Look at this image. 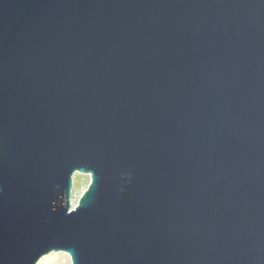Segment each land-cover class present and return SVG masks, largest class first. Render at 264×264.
<instances>
[{"label": "water", "instance_id": "95a60500", "mask_svg": "<svg viewBox=\"0 0 264 264\" xmlns=\"http://www.w3.org/2000/svg\"><path fill=\"white\" fill-rule=\"evenodd\" d=\"M52 252L264 264V0H0V264Z\"/></svg>", "mask_w": 264, "mask_h": 264}, {"label": "rangeland", "instance_id": "374dc122", "mask_svg": "<svg viewBox=\"0 0 264 264\" xmlns=\"http://www.w3.org/2000/svg\"><path fill=\"white\" fill-rule=\"evenodd\" d=\"M90 184L91 176L89 174H82L80 172H76L73 175V189L71 199L72 208L78 206L81 197L86 192ZM42 259H45L44 264H72L71 257L66 252H52L49 255L43 257Z\"/></svg>", "mask_w": 264, "mask_h": 264}, {"label": "bare ground", "instance_id": "6f19581e", "mask_svg": "<svg viewBox=\"0 0 264 264\" xmlns=\"http://www.w3.org/2000/svg\"><path fill=\"white\" fill-rule=\"evenodd\" d=\"M73 202V201H72ZM45 259H42L39 264H44ZM69 264V263H68Z\"/></svg>", "mask_w": 264, "mask_h": 264}]
</instances>
